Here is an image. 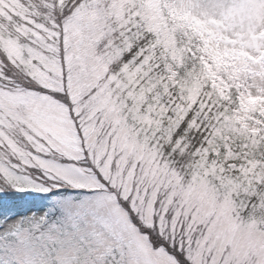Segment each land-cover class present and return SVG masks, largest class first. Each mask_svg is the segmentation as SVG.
I'll use <instances>...</instances> for the list:
<instances>
[{
    "label": "snow or ice",
    "instance_id": "1",
    "mask_svg": "<svg viewBox=\"0 0 264 264\" xmlns=\"http://www.w3.org/2000/svg\"><path fill=\"white\" fill-rule=\"evenodd\" d=\"M138 66L160 73L144 78L157 107L196 103L163 153L155 137L141 145L155 172L137 161L130 187L119 172V186L110 174L87 189L142 225L124 223L116 264H264V0H0V264H49L50 217L91 206L61 195L88 182L61 163L74 152L56 154L73 128L83 140L101 118L131 117L113 89ZM189 156L207 203L185 195Z\"/></svg>",
    "mask_w": 264,
    "mask_h": 264
},
{
    "label": "rangeland",
    "instance_id": "2",
    "mask_svg": "<svg viewBox=\"0 0 264 264\" xmlns=\"http://www.w3.org/2000/svg\"><path fill=\"white\" fill-rule=\"evenodd\" d=\"M103 71H107V68H104ZM112 79L113 76L110 75L104 81V85L106 86ZM94 91L95 89H93V94ZM180 97L182 98V96ZM101 121V124L96 125L95 134L92 137L85 136L83 140L76 136L73 128L67 150L56 154V159L59 160L61 155L72 156L74 152L76 155L72 159L64 160L61 163L68 168L76 169L88 182L80 190L64 186L65 190L61 192V195L72 197L75 202L91 200V206L83 210L74 208L71 213L57 212L55 216L50 217V220L60 218V229L50 239L45 240V246L42 248L43 258L49 264H116V261L120 259V230L124 223L136 228L142 227L138 221H131L127 217L122 204L120 205L121 215H117L113 205L107 199H92L97 194L87 189L105 187V182L108 181L110 174L119 186V172L125 173L124 180L130 187L133 170L136 171L137 178L141 175L137 168V161L144 163L146 169L150 166L155 172L156 165L152 164L151 156L145 154L141 158L137 154L143 142L150 139L151 132L148 131L150 135L145 133V130L142 131L134 127L129 119L125 121L123 117L112 120L111 124L103 118ZM102 127L107 134L101 130ZM137 136L139 140L136 139ZM93 145L97 149L95 153L91 151ZM153 149L155 150V148ZM85 150H88L87 159H84ZM152 155L154 156L155 152ZM113 161L118 168H112L110 172L109 166L113 164ZM93 166L99 169V177L93 170ZM161 179L166 181L163 174H161ZM180 180H184L186 188L191 186L185 195H190L206 203L210 201L212 194L203 179L197 182V176L192 174L187 179L180 175ZM180 180H177L176 183L179 184ZM105 191L107 192V189ZM161 196H164V189H161ZM110 249L115 250L114 253L110 254Z\"/></svg>",
    "mask_w": 264,
    "mask_h": 264
},
{
    "label": "trees",
    "instance_id": "3",
    "mask_svg": "<svg viewBox=\"0 0 264 264\" xmlns=\"http://www.w3.org/2000/svg\"><path fill=\"white\" fill-rule=\"evenodd\" d=\"M149 72H152L153 79L160 75L158 71H153L151 67H148L147 70H145L138 66L132 73L125 74V80L127 83H124V81H117L113 91L116 92V96H120L121 93H124L127 98L131 99L132 107L127 108V105H124V107L127 108V112H125L124 115L128 116L129 112L132 113L129 120L134 125L140 124V127L137 128L142 131L145 130V133L150 131V139L152 137L156 138L152 147L155 148L156 151L163 153L165 146L172 141L173 135L177 134V128H179L180 123L185 120L188 110L191 108V104L196 103V96L194 95L191 103H188L187 105L182 102L183 97H180V100L176 102L175 107H173L170 100H166L168 107H165L164 104H159V107H157L156 105L159 103L157 97L160 93L158 92L156 95L150 96L149 94L151 93L152 88L155 87V84H149V82L144 79L148 76ZM113 79H115V77H113ZM156 83H159V80H156ZM129 85H131L132 89H136L137 86H139V92L136 93L129 90L125 93L124 89L128 88ZM146 85L148 86L146 87ZM179 95L180 93L177 91V96ZM121 104H123V101H121ZM169 108H172L174 115H169ZM149 113H151V115H149ZM148 134L150 135V133ZM193 135H195V133H193ZM186 136L187 129L181 130L178 134L177 143ZM193 142L194 141L189 139L186 143L191 144ZM157 145H160V147L157 148ZM170 155L171 154L169 153V156ZM186 160L187 162L183 165V172L180 174L184 179L185 173H188L187 178L192 175L190 171V165L192 163L191 157H187Z\"/></svg>",
    "mask_w": 264,
    "mask_h": 264
}]
</instances>
